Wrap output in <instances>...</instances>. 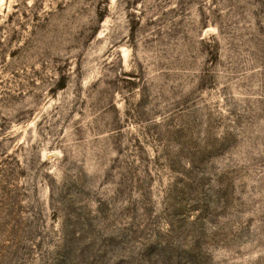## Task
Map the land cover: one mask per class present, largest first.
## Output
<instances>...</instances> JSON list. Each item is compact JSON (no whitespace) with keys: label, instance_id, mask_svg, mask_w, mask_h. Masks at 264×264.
<instances>
[{"label":"rangeland","instance_id":"374dc122","mask_svg":"<svg viewBox=\"0 0 264 264\" xmlns=\"http://www.w3.org/2000/svg\"><path fill=\"white\" fill-rule=\"evenodd\" d=\"M0 264H264V0H0Z\"/></svg>","mask_w":264,"mask_h":264}]
</instances>
